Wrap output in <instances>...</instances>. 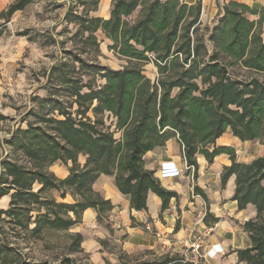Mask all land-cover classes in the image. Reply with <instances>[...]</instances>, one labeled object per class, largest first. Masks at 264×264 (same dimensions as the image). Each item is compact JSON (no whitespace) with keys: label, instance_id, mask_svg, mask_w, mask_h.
Masks as SVG:
<instances>
[{"label":"trees","instance_id":"1","mask_svg":"<svg viewBox=\"0 0 264 264\" xmlns=\"http://www.w3.org/2000/svg\"><path fill=\"white\" fill-rule=\"evenodd\" d=\"M32 1L13 0L0 17L7 20ZM64 1L58 35L65 37L49 38L61 52L42 72L46 95L31 97V106L2 140L0 198L9 199L0 208V264H75L71 257L57 263L30 259L20 244L43 239L46 230L68 231L87 208L103 221L113 204L93 188L101 174L113 177L130 209L146 210L152 192L165 210L177 193L161 185L143 157L171 137L194 176L196 155L208 164L228 155L221 186L234 175L238 209L255 208V216L242 225L250 246L235 250L237 261L264 264V153L246 163L237 160L233 147L215 145L229 129L239 140H258L264 148V10L229 1L209 27L200 21V1L111 0L106 19L91 15L100 0ZM31 31L16 34L32 42ZM97 32L126 62L122 68L98 62ZM147 62L156 67L153 79L140 66ZM55 162L67 166L64 178L50 170ZM54 191L59 200L48 196ZM66 195L69 202L63 201ZM70 236L71 251H81L82 236ZM135 264L194 263L162 255Z\"/></svg>","mask_w":264,"mask_h":264},{"label":"crops","instance_id":"2","mask_svg":"<svg viewBox=\"0 0 264 264\" xmlns=\"http://www.w3.org/2000/svg\"><path fill=\"white\" fill-rule=\"evenodd\" d=\"M12 1L0 0V12L6 10ZM180 1L187 4L201 2L202 24H210L221 13L222 6L229 1L264 10V0ZM110 5L111 0H100L97 10L91 15L108 18ZM16 12L7 20L0 17V104L3 100V85L14 82L16 61L26 48L32 46L25 36H19L11 30ZM134 17L135 15L132 16ZM257 17L250 16L254 20ZM0 114L6 117L0 120V125L7 123L8 115L2 111ZM15 125H11L9 132ZM21 125L24 126V123ZM245 142L250 141L239 140L227 129L216 139L215 145L233 147L237 160L247 163L255 157L246 159L241 156L240 149L246 146ZM259 147L263 154L264 148L262 145ZM143 158L145 167L154 171L163 187L175 191L177 198H171L168 207L162 211L161 199L149 192L146 197V210L130 209L128 196L117 190L113 177L101 174L93 183V188L105 199H109L113 208L101 222L96 220V212L87 208L82 213L81 221L68 229L69 232L82 236L80 248L85 255L84 264H122L120 252L127 256L147 252L154 257L152 260L162 255H179L194 264H242L237 261L235 250L250 246L242 225L255 216V208L248 204L244 209H238L236 201L232 199L234 175L221 186L222 169L230 164L228 155H217L210 164L201 154L196 155L198 168L194 176L193 168L187 166L182 157L177 138L171 137L165 146L146 152ZM50 170L60 178L68 174L67 166L61 162L53 163ZM194 186L198 187L197 191ZM68 197L70 196L66 195L64 199L66 202H69ZM8 199L9 196L5 195L0 201L7 204ZM197 237H201V241L200 246L195 248ZM100 240H104V243H100ZM110 245H118L121 251L116 253L117 247L111 248ZM146 257L147 255L143 260L137 259L132 264L145 261Z\"/></svg>","mask_w":264,"mask_h":264},{"label":"rangeland","instance_id":"3","mask_svg":"<svg viewBox=\"0 0 264 264\" xmlns=\"http://www.w3.org/2000/svg\"><path fill=\"white\" fill-rule=\"evenodd\" d=\"M66 7L67 2L64 0H33L26 5L23 10L17 11V16L12 21L11 30L14 33L25 28H30L32 29L30 33L34 36L35 40L31 42L32 46L26 48L20 59L16 61L14 82L3 85V100L2 104H0V111L8 115L9 120L7 123L0 125V157L2 155V150L6 149L2 140L6 137L7 132H9L11 125L19 123L23 115L22 113L31 106V97L33 95H46V90L42 88L44 84L42 72L53 63L54 58L61 52L60 46L57 43H51L49 38L54 37L57 41L64 39L65 36H59L58 33L64 27L62 17ZM218 16L219 14H217L210 24L205 23L203 25L212 27L216 23ZM67 29L70 32L74 30L71 25H68ZM97 38L100 41L101 51V55L97 58L98 62L112 69L122 68L126 62L107 49L109 41L105 39L100 32H97ZM262 38L264 40L263 25ZM64 46L70 48L71 43L67 42ZM140 66L143 73L149 78L153 79L156 76V67L152 62L140 63ZM240 73L244 76L246 74L243 72ZM245 145V147L242 146L240 149L242 157L249 159L262 154V150H260L259 147L261 144L258 140L245 142ZM48 196H55L58 200L60 199L58 192L49 193ZM68 201H70V197H68ZM6 206L7 204L1 200L0 208H6ZM72 233L74 232L46 230L44 231L43 239L32 240L27 244L21 243L20 245L24 253H26L27 257L30 259L47 263H57L62 257H71L75 264L86 263L84 260L85 255L82 250L77 252L71 251L70 234ZM110 247H117L115 249L116 253L121 251L118 245H110ZM119 254L120 258H122V264H132L137 259L143 260L142 258H144L145 255H147L144 259L145 261L154 259V257L150 256L147 252L131 256L124 255L122 252Z\"/></svg>","mask_w":264,"mask_h":264},{"label":"built area","instance_id":"4","mask_svg":"<svg viewBox=\"0 0 264 264\" xmlns=\"http://www.w3.org/2000/svg\"><path fill=\"white\" fill-rule=\"evenodd\" d=\"M189 167H191V166H189ZM148 228V227H147ZM200 241H201V237H197L196 239H195V248H198L199 246H200Z\"/></svg>","mask_w":264,"mask_h":264},{"label":"bare ground","instance_id":"5","mask_svg":"<svg viewBox=\"0 0 264 264\" xmlns=\"http://www.w3.org/2000/svg\"><path fill=\"white\" fill-rule=\"evenodd\" d=\"M104 7V6H103ZM224 140V139H223Z\"/></svg>","mask_w":264,"mask_h":264}]
</instances>
